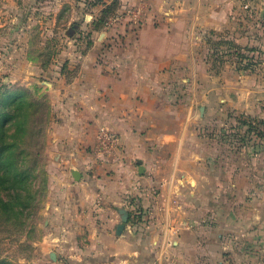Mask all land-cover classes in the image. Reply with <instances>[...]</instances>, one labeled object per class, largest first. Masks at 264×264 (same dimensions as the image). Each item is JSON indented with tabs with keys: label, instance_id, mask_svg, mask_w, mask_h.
<instances>
[{
	"label": "crops",
	"instance_id": "1",
	"mask_svg": "<svg viewBox=\"0 0 264 264\" xmlns=\"http://www.w3.org/2000/svg\"><path fill=\"white\" fill-rule=\"evenodd\" d=\"M91 1L0 0V28L30 8L90 35L49 84L43 253L52 264H264V0H247L252 19L242 0ZM193 33L224 39L221 82ZM178 73L191 92L165 89ZM100 127L118 142L99 156Z\"/></svg>",
	"mask_w": 264,
	"mask_h": 264
},
{
	"label": "rangeland",
	"instance_id": "2",
	"mask_svg": "<svg viewBox=\"0 0 264 264\" xmlns=\"http://www.w3.org/2000/svg\"><path fill=\"white\" fill-rule=\"evenodd\" d=\"M96 1L93 0L90 3L93 4ZM50 5L47 4L48 7ZM38 7L40 6L38 5ZM116 8L117 5L112 2L103 9V14L97 22L99 27L104 28L110 21L112 22ZM33 11L28 8L27 12L12 15L9 20L13 22L11 29L14 30H8V26L0 28V119L3 115L14 113L16 106L23 100L25 106H28L29 103L37 105L31 111L34 114L29 118L30 128L27 127L25 132L16 121L17 119H13L14 116L5 118L9 130L6 139L0 141V146L3 142H7L12 145L11 149L13 150V144H16V152L20 151L17 155L10 156L11 159L17 158V162L7 169L5 167L2 172L15 174L17 171L31 168L32 161L37 164V178L34 180L37 192L34 200L30 199L29 206L20 209L19 205L15 204L10 209H5L0 204V258L9 264H52L47 255L43 253L48 249V244L43 239L46 229L43 224L45 217L42 214L43 205L48 201V179L50 178L47 167L50 156L46 143L47 130L52 121L50 110L52 93L49 91V84L54 83L51 80V75L55 71L64 72V69H67L62 62L65 56L84 54L85 47L81 44L85 43L90 36L85 29L68 32L64 30L66 26L61 30L56 27L52 28L51 24H48L46 10H36L41 11L37 12L36 16ZM60 20H64L63 24H65L68 21L67 15L64 14ZM25 28L28 29L25 30ZM196 34L193 33L194 43H196L193 47L194 54L197 55V58L199 57L198 59L206 58L208 60V76L213 75L221 82L225 67L224 63H220V57L222 54L224 57L227 55V48L224 46L220 48L224 39L198 41ZM75 41H78V44ZM113 49L110 48L112 51ZM120 52L115 51L116 54H120ZM27 58L37 59V62L26 63L25 59ZM55 60L58 62L55 63ZM67 71L72 72L74 69L68 68ZM181 77H183V81H180ZM190 77L188 73H178L166 82L165 89L170 94H179L180 90L183 93L185 89L191 92L194 82L192 81L190 84ZM196 81L197 95L201 90L198 85L209 91L210 77ZM213 85H217V80ZM20 91H23L21 96H19ZM19 107L21 108L23 105L21 104ZM197 107L195 115L198 116L200 112ZM223 119L225 120V117ZM32 128L39 129L36 137L31 136ZM210 129L211 127L206 129L208 136ZM36 139L37 141H35ZM10 187L9 184H0V198L6 199V195L11 196ZM31 194L33 197V193ZM21 211L22 214H20Z\"/></svg>",
	"mask_w": 264,
	"mask_h": 264
},
{
	"label": "trees",
	"instance_id": "3",
	"mask_svg": "<svg viewBox=\"0 0 264 264\" xmlns=\"http://www.w3.org/2000/svg\"><path fill=\"white\" fill-rule=\"evenodd\" d=\"M22 94L23 91H20L19 96H21ZM21 104L23 105V107L20 108L19 106H21ZM21 104H18L16 106L14 113H12L11 115L6 114L1 117L2 119H0V141L6 139V134L9 130V127L6 124L7 121L5 119L7 117L10 118L11 116H14L13 119H17L16 121H18V123L21 125V128L24 132L26 131L27 127L30 128L29 118L34 114L31 111L33 110V108L37 107V105L35 103H29L28 106H25L24 100L21 102ZM19 119L22 120L20 121ZM34 127L35 124L33 128ZM33 128L31 130V136L36 137V135L39 133V129ZM35 141H37V139ZM11 146L12 145L7 142H3V144L0 146V184H9L11 186L9 189L12 190L10 197L9 195H6V199H3V197L0 198V204L5 209H10L13 205L18 204L19 208L22 209L24 207H28L30 199L34 200V197L36 195L37 189L34 180L37 178V164L31 160L32 167H27V170L17 171L15 174L2 172L5 167L7 169L8 167L17 162V158L11 159L10 156L12 154L17 155L20 151L18 153L16 152V144H13V150L11 149ZM34 160L36 161V159ZM31 193H33V197ZM20 214H22V211L20 212ZM0 264L9 263L0 258Z\"/></svg>",
	"mask_w": 264,
	"mask_h": 264
},
{
	"label": "built area",
	"instance_id": "4",
	"mask_svg": "<svg viewBox=\"0 0 264 264\" xmlns=\"http://www.w3.org/2000/svg\"><path fill=\"white\" fill-rule=\"evenodd\" d=\"M242 7L245 10V15L247 18H254V10L249 6L247 0H242ZM118 142V136L114 134L112 131L107 129L106 127H100L97 134V146H96V154L99 156L103 153L108 152L111 148L115 147Z\"/></svg>",
	"mask_w": 264,
	"mask_h": 264
},
{
	"label": "water",
	"instance_id": "5",
	"mask_svg": "<svg viewBox=\"0 0 264 264\" xmlns=\"http://www.w3.org/2000/svg\"><path fill=\"white\" fill-rule=\"evenodd\" d=\"M138 171H139V173H142V168L140 167ZM72 175H73V178L75 180L78 179V174L76 172L73 173ZM126 218H127V214L125 212H123V217H122V220H121L122 223L118 225V227L116 229V234H120V232H121V230L123 228V224L126 222ZM50 257H51L52 260H54L53 253L50 254Z\"/></svg>",
	"mask_w": 264,
	"mask_h": 264
}]
</instances>
